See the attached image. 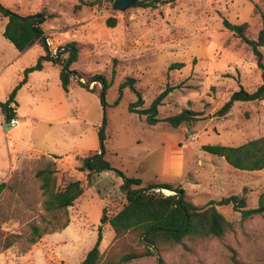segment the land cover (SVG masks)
Returning a JSON list of instances; mask_svg holds the SVG:
<instances>
[{
    "label": "rangeland",
    "instance_id": "obj_1",
    "mask_svg": "<svg viewBox=\"0 0 264 264\" xmlns=\"http://www.w3.org/2000/svg\"><path fill=\"white\" fill-rule=\"evenodd\" d=\"M113 1L0 0L1 6L20 16L42 13L46 19L41 26L52 47L76 42L78 59L71 68L82 74V83L93 80L88 88L71 81L65 93L59 67L47 62L41 71L29 73L17 90L18 125L0 128V180L9 174L8 181L27 162L49 153L59 156L43 155L55 163L59 183L78 179L84 192L68 209L65 229L43 236L26 253L19 243L0 250V264H79L96 240L102 209L110 215L122 207L119 177L111 172L87 177L78 171L77 158L99 150L97 131L104 114L105 159L125 176L141 179L142 185L181 188L189 201L201 207L239 196L247 208H255L264 193V170H235L201 150L204 145L237 147L264 136V99L237 102L227 115H216L231 93L240 87L253 92L261 83L250 47L223 22L247 23L244 35L255 40L263 25L264 0H173L123 12L112 9ZM108 18L116 20L113 28L106 26ZM5 21L0 15V103L22 81L24 70L45 54L41 45L18 52L2 36ZM260 51L264 62V47ZM173 64L182 66L169 69ZM97 75L109 83L105 107L100 102L101 85L94 79ZM130 77L136 80L143 108L167 86L174 88L158 109L159 119L185 109L196 112V119L178 128L165 122L148 125L144 116L129 111L137 100L129 88L122 90L114 105L120 85ZM28 181L21 195L5 192L0 197V230L7 234H20L41 213L38 204L33 205L34 213L24 206L38 196L37 186L31 178ZM216 208L231 224L223 237L184 239L151 249L152 255H145L136 235L114 238L111 228L103 225L99 247L103 261L129 252L142 256L128 264H264V214L241 220L231 205Z\"/></svg>",
    "mask_w": 264,
    "mask_h": 264
},
{
    "label": "trees",
    "instance_id": "obj_2",
    "mask_svg": "<svg viewBox=\"0 0 264 264\" xmlns=\"http://www.w3.org/2000/svg\"><path fill=\"white\" fill-rule=\"evenodd\" d=\"M82 3V0H79ZM173 0H141L133 7L155 8L166 5ZM0 15L6 19L2 36L20 53L28 50L35 43L41 45L45 51L43 56L37 59L34 66L24 70L22 81L11 91L7 100L0 103V113L4 123L9 124L16 117L17 104L15 95L17 90L26 82L27 75L33 71H41L44 62H51L59 67V83L62 90L68 93L71 81L79 86L88 88L93 80L81 82L83 76L71 68L78 59L77 43L72 41L59 48L56 57H50L47 48V36L41 25L45 22L42 13L28 16H20L13 11L0 5ZM106 26L113 28L116 24L114 18L106 20ZM224 27L238 37L245 45L249 46L255 58L256 68L260 72L261 83L253 92H248L240 87L239 90L230 94L228 100L216 112L219 117L227 115L234 103L256 102L264 99V62L260 48L264 47V19L262 28L259 30L255 40L248 39L244 32L248 28L247 23L240 25L223 22ZM182 64H173L169 69L181 67ZM101 85L100 102L105 107V91L109 83L103 76H94ZM136 80L127 78L119 87V96L114 105L118 104L122 96V90L129 88L137 97L130 104L129 111L138 116H144L148 125L154 126L165 122L172 128H178L183 124L194 121L196 112L182 110L178 114L164 118L157 117L158 109L162 101L171 93L173 87H166L157 95L147 108H143L141 94L136 89ZM89 90V89H88ZM106 117L103 115L102 126L97 131L99 150L92 154L77 158L79 162L78 171L87 177L100 173L111 172L121 179L120 189L124 195V204L118 210L107 215V209H102L100 226L97 229V237L93 246L87 251L85 257L79 264H128L140 258L142 255L125 253L115 260L103 261L100 252L102 241V226L108 225L114 238H120L128 233L136 235L144 244L145 255H152L151 249H159L162 245L180 244L184 239L202 240L206 238H221L230 229L231 224L220 214L217 206L231 205L232 209L240 214L241 220H246L264 214V193L258 197L255 208H247L244 198L239 196L223 197L218 201H210L204 206H196L188 200L185 191L174 188L169 184L148 183L142 185L139 178L127 177L123 172L114 168L105 159V134ZM201 149L210 154L223 158L231 168L239 171L254 172L264 170V136L248 141L237 147L221 145H204ZM57 158L56 156H52ZM26 166H32L30 172ZM32 176V177H31ZM32 180L37 186L38 196L33 200H27L25 207L39 205L37 217L27 222L25 229L20 234H7L0 230V250L6 251L15 243L21 245V252L26 253L31 246L35 245L43 236L54 234L65 229L69 224L68 209L73 207L84 192L82 181L66 178L61 183L57 176L55 163L41 156L37 161L27 162L23 171L15 173L6 182L0 183V197L5 192L20 194L26 188L28 180ZM163 189L172 192L164 195L156 190ZM24 191V190H23ZM1 205V201H0ZM1 208V207H0Z\"/></svg>",
    "mask_w": 264,
    "mask_h": 264
},
{
    "label": "built area",
    "instance_id": "obj_3",
    "mask_svg": "<svg viewBox=\"0 0 264 264\" xmlns=\"http://www.w3.org/2000/svg\"><path fill=\"white\" fill-rule=\"evenodd\" d=\"M46 44H47V48H48V52H49V56L50 57H56V55H57V53L60 51L57 47H52V44H51V42H49V41H46ZM0 115H1V113H0ZM9 125H16V120L15 119H13V120H11L10 121V123H9ZM4 126H5V123H4V119H3V116L1 115L0 116V128H2V129H4ZM162 192V194H164L163 193V189H157L156 190V192ZM165 195V194H164Z\"/></svg>",
    "mask_w": 264,
    "mask_h": 264
},
{
    "label": "water",
    "instance_id": "obj_4",
    "mask_svg": "<svg viewBox=\"0 0 264 264\" xmlns=\"http://www.w3.org/2000/svg\"><path fill=\"white\" fill-rule=\"evenodd\" d=\"M137 0H114L112 9L115 11L123 12L136 5Z\"/></svg>",
    "mask_w": 264,
    "mask_h": 264
},
{
    "label": "crops",
    "instance_id": "obj_5",
    "mask_svg": "<svg viewBox=\"0 0 264 264\" xmlns=\"http://www.w3.org/2000/svg\"><path fill=\"white\" fill-rule=\"evenodd\" d=\"M33 14H36V13H30L29 15H33ZM25 16H28V15H25ZM5 24H6V21H5V23H4V26H5ZM42 27V26H41ZM44 34L46 35V32H44ZM11 44V43H10ZM36 46H39V44L38 43H35L32 47H30L28 50H30L31 48H33V47H36ZM28 50H26L25 52H27ZM25 52H23V53H25ZM40 56H43V54H40L39 55V57ZM38 57V58H39ZM45 63H47V62H44L43 64H45ZM43 69V68H42ZM58 79H59V74H58ZM60 84V83H59ZM16 120V119H15ZM16 124L18 125V121L16 120ZM248 142V141H247ZM244 143H246V142H244ZM243 143V144H244ZM202 150V149H201ZM203 151V150H202ZM204 152V151H203ZM206 153V152H205ZM207 154V153H206ZM43 155H51V156H56V155H53V154H49V153H47V154H43ZM212 156H214V155H212ZM26 157V156H25ZM56 157H59V156H56ZM215 157H217V156H215ZM217 158H220V157H217ZM23 159V157H21V158H19V160H18V165H17V167H19L20 166V163H21V160ZM221 159V161H223V162H225L224 161V159L223 158H220ZM171 160V157L169 156V161ZM170 171H171V168H170V166H168V169H167V174L169 175V173H170ZM8 177H9V174L4 178V179H1L0 180V182H5L7 179H8Z\"/></svg>",
    "mask_w": 264,
    "mask_h": 264
},
{
    "label": "bare ground",
    "instance_id": "obj_6",
    "mask_svg": "<svg viewBox=\"0 0 264 264\" xmlns=\"http://www.w3.org/2000/svg\"><path fill=\"white\" fill-rule=\"evenodd\" d=\"M16 125H17V124H16ZM166 192H169V191L166 190Z\"/></svg>",
    "mask_w": 264,
    "mask_h": 264
}]
</instances>
